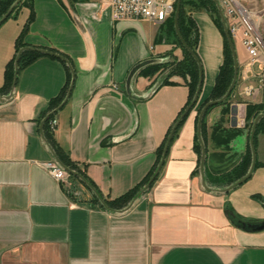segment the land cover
Instances as JSON below:
<instances>
[{"label":"crops","instance_id":"1","mask_svg":"<svg viewBox=\"0 0 264 264\" xmlns=\"http://www.w3.org/2000/svg\"><path fill=\"white\" fill-rule=\"evenodd\" d=\"M32 2L34 19L24 42L65 53L75 72L69 97L53 114L51 135L103 197H117L151 169L157 146L187 99L185 84L151 88L137 72L126 86L135 66L173 49L166 21H114L97 0ZM28 14L23 6L0 24V86ZM192 17L203 69L199 96L205 97L222 61V35L207 11ZM237 42L230 110L213 105L205 115L208 127L221 119L242 127L246 104H264L259 64L251 65ZM66 78L63 62L43 54L19 68L14 88L0 94V264H264V228L252 230L264 222V134L256 137L257 164L247 179L226 192L205 179L206 189L195 171L193 108L150 187L127 210H111L93 201V190L77 176L64 184L43 165L54 157L39 125ZM247 142L243 134L223 154L208 141V176L236 162ZM232 214L247 228L235 224Z\"/></svg>","mask_w":264,"mask_h":264},{"label":"trees","instance_id":"2","mask_svg":"<svg viewBox=\"0 0 264 264\" xmlns=\"http://www.w3.org/2000/svg\"><path fill=\"white\" fill-rule=\"evenodd\" d=\"M14 1L15 0H0V18L8 10V8L11 6V4ZM188 5L191 8H194V7L197 9L201 8L207 11L211 15L215 26L218 28V30L220 31L222 35V42H223L222 61L220 65L218 66L215 79H214V83L211 87V90L208 93V95H206L205 97H201L200 95L196 103L191 108V109L194 108L196 111V115H195L196 124L198 122V114L200 113L204 104L209 100L221 98L223 94L226 92L232 80L233 57H232L229 44L225 37L224 26L222 24V21L219 16L215 2L212 0H181L179 12H178L179 14L178 15L179 35L177 34L174 28V21H173L174 11L165 21L167 22L166 30L169 31V35L173 36L174 40L182 46V49H183L182 58L178 60H174L171 63L169 62L163 63V64L154 63V64L142 66L137 70V75L148 77L152 74L153 75L160 74L168 66H171V70L166 72V74L163 76L161 82L157 85V87L163 84L183 83L188 88L187 99H186L184 106L181 108L177 117L175 118L173 124L167 130V133L165 134L164 139L157 146L156 154H155L156 155L155 162L153 166L138 183H136L133 187H131L130 189H128L127 191H125L124 193L120 194L117 197H114V198L103 197L102 194L99 192V190L95 187V185L90 180H88L84 169L80 168L76 164V162H74L69 157V155L60 146H58L55 143L51 135V132L49 130V127H48V121L54 115L53 114L50 115L43 123V134L45 138L47 139L50 147L54 151L55 156L62 162L63 165L78 172L85 180L89 182V184H91V186L96 192V194H94L93 196V201L99 203L101 206L105 208H108L111 210L122 209L125 206H127L129 202H131L132 200H135L140 194H142L145 191L143 189V186L147 182L149 177L152 175L156 167V164L159 161V158L161 156L165 142L168 139V136L171 134V131H172L171 139L169 141V145H170L171 141L176 136L181 124L183 123L184 119L186 118L189 111L191 110L190 109L187 113L182 115L185 109L187 108V106L190 104V102L193 99V96L196 92L199 78H200L199 68H198L196 60L193 58L192 54L187 50V48L183 45L180 39L181 37L185 41L186 45L197 54L196 49H197V45L199 41V34H198L197 25L194 19L191 18V16H186L184 13L185 6H188ZM23 6L28 7L29 14H28V17L25 23L22 25V28L18 36L15 39L13 56L8 60V62L5 65L4 80H3L2 86H0V94L7 93L11 88V83L15 75L14 61L17 56H18V69H19L23 65H26L30 63L31 61H33L38 56L43 55L34 50H24L18 55V51L21 47L28 46L27 43L24 42V36L28 30L29 24L34 19V8H33L32 0H20V2L16 5V7H14L12 11L10 12V14L7 16V18L15 16ZM49 49L52 51L58 52L62 54L63 56L67 57L65 53L57 50L56 48H49ZM63 64L66 66L64 62ZM66 70H67V78H66L65 84L61 88L60 92L55 97L50 99L48 108L46 109L42 117H44L48 111H51L54 108H56L64 99L67 93V90H68V86L70 84V80H71V73L67 66H66ZM230 95L225 100L219 103V104L225 105V108L223 109V112L225 113H228L230 110V107H229ZM212 106L208 107L207 110L205 111L201 119V122H200L199 132L196 131L193 137V150L195 151L197 155V165H196V170H195L196 172H199V159H200V153H201V146L197 138L198 133L201 136V139L205 145V152H207V144H208V141H210L215 147L221 148L223 150L222 153L224 154L226 150L230 149V143L232 140L236 139L237 137L243 134L246 135L247 140L249 139L250 129H251L253 119L259 113L264 112V104L248 102L246 104L244 125L242 127L225 126L222 122L223 121L222 119L221 121L216 122L212 126L208 127L206 123L205 115ZM177 121H179L177 126L172 130V128L174 127ZM258 134H264V117L260 118L256 124L255 133L253 137L254 144H255L256 137ZM205 164H204V172L206 173L205 179L207 180L209 185H211L214 188L215 187L226 188L230 185H233L238 179L242 178L247 173L249 166L251 164V150H250L249 144L247 142L244 153L240 155V157L238 158L236 162H234L232 165H230L226 169H222L216 176H212V177L208 176ZM256 164L257 163L255 162V165ZM70 177L75 178L76 176L70 175ZM261 200L263 201V204H264V198H262ZM232 220L235 224L241 227L247 228V222L240 220L233 214H232Z\"/></svg>","mask_w":264,"mask_h":264},{"label":"built area","instance_id":"3","mask_svg":"<svg viewBox=\"0 0 264 264\" xmlns=\"http://www.w3.org/2000/svg\"><path fill=\"white\" fill-rule=\"evenodd\" d=\"M109 8L114 21L124 18L147 19L157 23L165 21L174 11L176 0H97ZM215 4L232 40H238L246 51L249 63L259 64L258 86L264 84V41L260 34L261 15L253 8L251 0H215ZM254 89L249 87L251 94ZM57 120L53 116L48 121L51 132ZM47 172L56 180L67 183L70 174L55 160L44 164Z\"/></svg>","mask_w":264,"mask_h":264},{"label":"water","instance_id":"4","mask_svg":"<svg viewBox=\"0 0 264 264\" xmlns=\"http://www.w3.org/2000/svg\"><path fill=\"white\" fill-rule=\"evenodd\" d=\"M180 1L181 0H176V3H175V8H174V22L176 23L177 22V17H178V12H179V8H180ZM215 2V0H212ZM20 2V0H15L11 6L8 8V10L3 14V16L0 18V23L7 18V16L10 14V12L12 11V9L14 7H16V5ZM224 26V24H223ZM177 34L179 35L178 31L176 30ZM224 33H225V37L227 39V42L229 44V47H230V50H231V53H232V57H233V76H232V80L226 90V92L223 94V96L221 98H218V99H212V100H209L207 101L204 106L202 107L200 113L198 114V122H197V126H196V131L199 132V128H200V122H201V119L205 113V111L207 110L208 107L212 106V105H216V104H219L220 102H222L223 100H225L229 95L230 93L232 92L235 84H236V81H237V74H238V64H237V58H236V53H235V48H234V44H233V40L231 39L230 37V34L228 33L226 27L224 26ZM180 37V36H179ZM181 39V42L183 43V45L187 48V50L192 54L193 58L196 60L197 62V65H198V68H199V75H200V78H199V82H198V86H197V89H196V92L193 96V99L192 101L190 102V104L187 106V108L185 109L184 113L182 115H184L185 113H187L191 108L192 106L196 103V101L198 100V97H199V94H200V91H201V87H202V82H203V69H202V64H201V61L199 59V56L191 49L189 48L186 43L183 41V39L180 37ZM24 50H34L36 52H39L41 54H44V55H48V56H52V57H55V58H58L60 59L61 61H63L66 66L68 67V69L70 70V73H71V80H70V84L68 86V90H67V93L64 97V99L62 100V102L56 107L54 108L53 110H51L48 114H46V116L41 120L40 122V125H39V129H40V134H41V137L43 139V141L45 143L46 142V139L42 133V126H43V123L45 122V120L52 114H54L58 109H60L64 103L66 102L67 98L69 97V94L71 92V89H72V86H73V81H74V78H75V72L73 70V67L70 63V61L68 60L67 57L63 56L62 54L58 53V52H55V51H52L50 49H46V48H39V47H33V46H24V47H21L18 51V55L24 51ZM149 62V60H146L144 62H141L140 64H138L137 66H135V68H133V70H131V72L129 73L128 77H127V81H126V86L127 88H129V85H130V81H131V78L132 76L137 72V70L142 67V66H145L147 65ZM14 69H15V75H14V78L12 80V83H11V90L14 88L15 86V82H16V72H17V69H18V56L15 58V61H14ZM7 97H10V94H8ZM264 117V112L262 113H259L252 121V125H251V129H250V136H249V139H248V144H249V147H250V150H251V164L249 166V169L247 171V173L240 179H238L235 184L233 185H230L226 188L223 189L224 192L228 191L229 189L233 188L235 185H238L240 184L241 182H243L245 179H247V177L251 174V171L253 170L254 166H255V161H256V155H255V146H254V140H253V137H254V133H255V127H256V124L258 122V120L260 118ZM179 121H177L174 125V127L172 128V130L177 126ZM171 135H172V131H171V134L168 136V139L167 141L165 142V145L163 147V150H162V153H161V156L159 158V161L158 163L156 164V167L152 173V175L149 177V179L147 180V182L144 184L143 186V189L146 190L150 187L151 183L154 181V179L157 177V175L159 174L160 170H161V167L165 161V157H166V154H167V151H168V147H169V141L171 139ZM197 138H198V141L200 143V146H201V153H200V159H199V172H200V176H201V183L203 185L204 188L206 189H210L207 184H206V181H205V178H204V164H205V159H206V152H205V145L201 139V136L199 135V133L197 134ZM48 145V144H47ZM49 146V145H48ZM50 148V146H49ZM51 150V153L54 157V159L70 174V175H74V176H77L78 178H80L86 185H88L94 192V194H96L95 190L93 189V187L91 186V184H89V182L87 180H85L78 172H76L75 170H72L68 167H66L65 165L62 164V162L55 156V153L54 151L50 148ZM134 200H132L131 202H129V204L127 206H125L124 208L122 209H119L118 211H125L127 210L133 203ZM264 228V222L263 223H260V224H257V225H253L252 226V230H261Z\"/></svg>","mask_w":264,"mask_h":264},{"label":"rangeland","instance_id":"5","mask_svg":"<svg viewBox=\"0 0 264 264\" xmlns=\"http://www.w3.org/2000/svg\"><path fill=\"white\" fill-rule=\"evenodd\" d=\"M251 4L253 6V8H255L256 10H258V12L260 13L261 15V23H260V34H261V37L264 41V0H251ZM195 11H205L203 9H197V8H191L189 5L188 6H185V15L186 16H191L192 17V14L195 12ZM179 15V14H178ZM196 18H198L196 16ZM194 19V18H193ZM173 21H174V15H173ZM195 21V20H194ZM167 23V22H166ZM197 25V24H196ZM174 28H175V31L177 30L178 31V17H177V22L175 23L174 22ZM202 28V26H201ZM198 29V27H197ZM205 29V27H204ZM168 32V38H169V41H170V44L172 45L171 48L173 47V49L169 50L167 53L161 55V56H158V57H154V58H151L149 59V62L147 65L149 64H154V63H157V64H163V63H171L173 62L174 60H178V59H181L182 56H183V49H182V46L180 44H178L175 40H174V37L173 36H170L169 35V31L167 30ZM179 33V31H178ZM199 34V33H198ZM184 41V40H183ZM185 42V41H184ZM199 43V41H198ZM237 46L239 45V49L241 47L240 43L238 44V42L236 43ZM169 70H171V66H168L162 73L160 74H155V75H150L148 77H145L149 80V84H151V88H153V86L159 84L163 78V76L166 74V72H168ZM133 78V76H132ZM131 78V79H132ZM239 158V157H238Z\"/></svg>","mask_w":264,"mask_h":264}]
</instances>
